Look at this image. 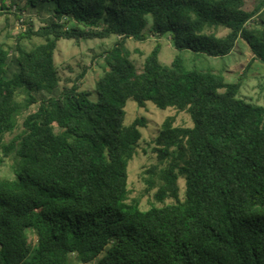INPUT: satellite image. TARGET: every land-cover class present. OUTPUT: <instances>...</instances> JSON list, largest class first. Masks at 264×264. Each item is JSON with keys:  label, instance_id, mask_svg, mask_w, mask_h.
Masks as SVG:
<instances>
[{"label": "trees", "instance_id": "1", "mask_svg": "<svg viewBox=\"0 0 264 264\" xmlns=\"http://www.w3.org/2000/svg\"><path fill=\"white\" fill-rule=\"evenodd\" d=\"M32 13L48 19L36 29ZM0 15L43 41L0 48V168L10 160L14 174L0 178V264H264V107L180 54L164 65L161 44L140 71L127 47L170 37L176 52L223 58L241 39L264 63V0H0ZM112 37L94 101L87 68L62 78L58 45ZM131 101L193 121L168 117L153 138L145 211L129 166L148 120L126 124Z\"/></svg>", "mask_w": 264, "mask_h": 264}, {"label": "rangeland", "instance_id": "2", "mask_svg": "<svg viewBox=\"0 0 264 264\" xmlns=\"http://www.w3.org/2000/svg\"><path fill=\"white\" fill-rule=\"evenodd\" d=\"M261 0H247V9L252 10ZM8 18V19H7ZM48 16L37 14H26L24 20H31L37 29ZM28 25H22V20L17 21L11 16L0 15V48H10L18 41L31 49L36 45L43 43L41 39L20 40V34L24 32ZM228 34L226 30L218 32L219 37H225ZM119 40L112 37L105 40L82 41L77 44L75 41L61 40L56 53V63L63 79L74 80L81 74L83 69L87 68L86 77L80 82L82 91L90 92L94 101L98 100L97 84L104 73L107 71V65L103 54L110 49ZM157 44L162 45L161 62L170 66L176 54H180L186 62L189 70H199L202 72H212L223 75L228 83H237L241 81L240 98L253 105L264 107V63L254 59L250 47L243 40H239L233 52L227 57L213 58L207 56L196 57L189 51L176 52L172 47L170 37L156 39L151 37L145 43H136L132 40L128 41L127 47L131 52V58L141 71L145 59L155 49ZM126 124L132 123L137 118H146L148 120V128L143 130V140L140 143L138 154L129 166V187L132 192V199H140L141 209L148 210L155 200L153 193L145 194V184L142 174L145 168L156 163L157 158L153 153L152 140L156 137V133L161 125L168 117H175L177 127L190 128L193 127L191 117L185 113H178L174 109L161 110L153 104H148L141 109L133 101L129 102L126 109ZM24 116L20 117L21 125ZM19 128L16 134L21 133ZM15 135H8L6 141L9 142ZM12 161L5 160L4 165L0 168V178L13 179ZM181 199H184L185 183L180 181ZM172 200H166L164 204H156L158 207L172 205Z\"/></svg>", "mask_w": 264, "mask_h": 264}]
</instances>
